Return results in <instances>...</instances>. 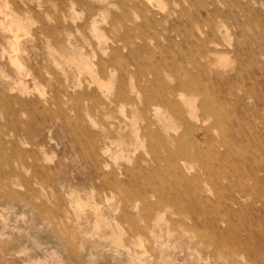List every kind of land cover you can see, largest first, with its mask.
Listing matches in <instances>:
<instances>
[{"label": "rangeland", "instance_id": "rangeland-1", "mask_svg": "<svg viewBox=\"0 0 264 264\" xmlns=\"http://www.w3.org/2000/svg\"><path fill=\"white\" fill-rule=\"evenodd\" d=\"M0 112V264H264V0H0Z\"/></svg>", "mask_w": 264, "mask_h": 264}, {"label": "bare ground", "instance_id": "bare-ground-1", "mask_svg": "<svg viewBox=\"0 0 264 264\" xmlns=\"http://www.w3.org/2000/svg\"><path fill=\"white\" fill-rule=\"evenodd\" d=\"M8 57L10 58V60H11V62L13 63V65H15L19 70L20 69H22V65H21V63L18 61V60H16V57H15V55L14 54H9L8 55ZM151 63V62H150ZM96 85V84H95ZM23 89L24 90H28V89H25V87H23L22 89H21V91H23ZM41 93V92H40ZM160 94V93H159ZM164 100H168L167 98H165V97H163L162 95L161 96H158V95H156V96H152V101H160V102H164ZM169 102H171V101H169ZM134 103V102H133ZM170 104V103H169ZM169 106V105H168ZM1 113V112H0ZM176 113H178V112H176ZM178 117V116H177ZM154 119H156L158 122L162 119V117H160L159 116V114H157V112L155 111L154 112ZM85 127V126H84ZM146 129V128H145ZM145 133V132H144ZM146 136L148 137V138H151V135H149V134H146ZM158 138H160V139H162L161 137H158ZM174 139H178V137L177 138H174ZM180 140V139H179ZM160 146H163L164 148H165V150L168 152V154L169 155H174V153L172 152V150L170 149V148H168L167 147V145H166V143H161L160 142V144H159ZM152 146L154 147V145L152 144ZM7 157V156H6ZM2 158V157H1ZM100 159V158H99ZM2 161H4L5 163H6V161L3 159ZM8 162V161H7ZM1 163V162H0ZM4 163V164H5ZM3 164V163H2ZM91 164V163H90ZM99 164V163H98ZM8 165V164H7ZM1 167H2V165H1ZM5 167V166H4ZM95 167V166H94ZM100 167V166H99ZM16 174V173H15ZM18 175V174H17ZM21 177V176H20ZM19 177V178H20ZM21 179V178H20ZM17 182V181H16ZM22 183V182H21ZM15 193V192H14ZM18 193V192H17ZM16 193V194H17ZM19 194V193H18ZM253 208V207H252ZM260 220V219H259Z\"/></svg>", "mask_w": 264, "mask_h": 264}]
</instances>
